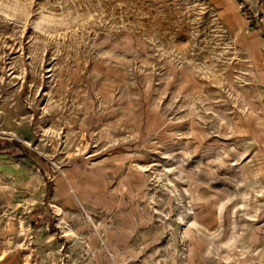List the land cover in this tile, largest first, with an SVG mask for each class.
<instances>
[{
  "label": "rangeland",
  "instance_id": "obj_1",
  "mask_svg": "<svg viewBox=\"0 0 264 264\" xmlns=\"http://www.w3.org/2000/svg\"><path fill=\"white\" fill-rule=\"evenodd\" d=\"M0 264H264V0H0Z\"/></svg>",
  "mask_w": 264,
  "mask_h": 264
},
{
  "label": "trees",
  "instance_id": "obj_2",
  "mask_svg": "<svg viewBox=\"0 0 264 264\" xmlns=\"http://www.w3.org/2000/svg\"><path fill=\"white\" fill-rule=\"evenodd\" d=\"M0 153H4L2 150H0Z\"/></svg>",
  "mask_w": 264,
  "mask_h": 264
}]
</instances>
